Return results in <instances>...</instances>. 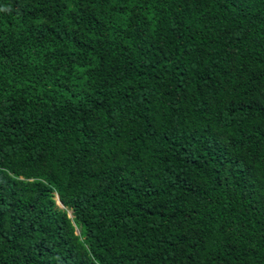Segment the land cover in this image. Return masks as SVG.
I'll list each match as a JSON object with an SVG mask.
<instances>
[{
	"label": "trees",
	"instance_id": "16d2710c",
	"mask_svg": "<svg viewBox=\"0 0 264 264\" xmlns=\"http://www.w3.org/2000/svg\"><path fill=\"white\" fill-rule=\"evenodd\" d=\"M0 264H264V0H0Z\"/></svg>",
	"mask_w": 264,
	"mask_h": 264
},
{
	"label": "rangeland",
	"instance_id": "374dc122",
	"mask_svg": "<svg viewBox=\"0 0 264 264\" xmlns=\"http://www.w3.org/2000/svg\"><path fill=\"white\" fill-rule=\"evenodd\" d=\"M59 205H61L60 203H59ZM62 206V205H61Z\"/></svg>",
	"mask_w": 264,
	"mask_h": 264
}]
</instances>
